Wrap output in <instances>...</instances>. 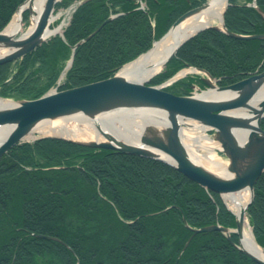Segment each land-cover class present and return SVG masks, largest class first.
I'll return each mask as SVG.
<instances>
[{
	"label": "trees",
	"instance_id": "1",
	"mask_svg": "<svg viewBox=\"0 0 264 264\" xmlns=\"http://www.w3.org/2000/svg\"><path fill=\"white\" fill-rule=\"evenodd\" d=\"M24 1L0 0V31ZM74 1L61 0L56 8ZM206 1L147 0L142 10L129 0H82L63 37L52 36L23 58L0 64V96L40 97L56 85L71 46L118 14L75 49L60 88L109 78L146 52L180 15ZM249 1L229 0L225 26L237 34H264V0H255L256 8ZM23 20L28 22V11ZM187 66L207 71L221 86L237 82L264 69V39L204 30L149 84ZM193 84L205 88L200 77L188 76L166 90L185 95ZM247 218L264 248V172ZM211 224L236 227L219 194L157 159L54 137L16 144L0 159V264H258L233 244L235 233L231 241L219 231L198 233L182 251L191 228Z\"/></svg>",
	"mask_w": 264,
	"mask_h": 264
},
{
	"label": "water",
	"instance_id": "2",
	"mask_svg": "<svg viewBox=\"0 0 264 264\" xmlns=\"http://www.w3.org/2000/svg\"><path fill=\"white\" fill-rule=\"evenodd\" d=\"M33 1L25 0L18 7L17 11H20L21 22L24 11H29L31 20L34 12L31 5ZM57 1L46 0L44 8L38 14L32 30L27 35L6 34L4 32L6 27L0 31V48L8 49V52L0 56V64L24 57L48 38L46 31L50 25V18ZM129 1L140 3L146 0ZM207 6L208 2L180 15L158 41L168 35L186 18L201 12ZM227 6L228 0L225 8ZM257 10L262 14L260 8ZM114 17L116 16H109L91 34L71 46L72 53L65 70L72 65L75 49L93 37ZM207 29L222 31L235 39H264V34L241 35L231 32L226 28L224 18H222L220 26L207 25L197 28L192 34L177 42L164 59L160 70L144 82L128 80L117 72L109 78L81 86L60 91L49 90L38 98L11 100L12 104L0 107V129L9 130L7 136L0 141V159L13 146L24 142L25 137L37 125L46 120L61 119L79 113L94 117L101 113L119 109L159 110L166 115L167 124L160 129L153 124H146L137 144L117 138L112 132L103 129L100 125H97V129L104 137L103 141H79L56 135L41 137H57L90 148L117 150L131 155L161 160L174 167L191 181L219 194L222 200L224 195H231L248 189L250 192L249 200L238 216L227 207L223 200L228 210L235 216L236 227L234 229L219 224L191 228L192 234L182 251L188 246L193 236L198 233L219 231L229 241H231L230 233H235L238 236V244L232 243L236 248L256 263L264 264V260L249 252L241 241L246 212L254 197V186L264 172V128L261 126L264 119V97H257L264 86V70L257 71L229 85L219 86L213 82L208 72L200 69L206 75L201 79L206 84L207 90L216 89L218 92L226 93L216 99L202 98L199 97L200 94L198 96H179L147 84L152 77L167 66L186 41ZM56 33H59L58 30L53 34ZM156 42L153 43L152 47ZM63 74L65 73L63 72ZM237 111H242V113L238 114ZM183 118L195 120L201 125L209 126L214 131V138L219 142L221 152L228 160L227 166L232 176H219L190 158L181 141V123L179 120ZM37 235L43 238H52L49 235Z\"/></svg>",
	"mask_w": 264,
	"mask_h": 264
},
{
	"label": "bare ground",
	"instance_id": "3",
	"mask_svg": "<svg viewBox=\"0 0 264 264\" xmlns=\"http://www.w3.org/2000/svg\"><path fill=\"white\" fill-rule=\"evenodd\" d=\"M45 3L46 0H34L32 2L31 5L34 12L31 17V24L26 31L22 32L21 14L18 10L13 15L4 32L6 34L27 35L32 30L38 14L44 8ZM226 3L227 0H208V6L204 10L186 18L168 35L160 41H157L147 53L140 55L136 60L124 65L120 69L119 74L131 81L144 82L160 70L164 59L177 42L192 34L197 28L207 25L220 26ZM57 17L58 15H53V17H51V22L56 20ZM57 29L58 28H52L50 25L46 31L47 37L52 35ZM6 52H8V49L0 48V56ZM194 71L195 70L191 68L189 70H183L178 73L177 76H183L188 72ZM225 94V92H218L216 89H209L202 92L199 97L216 99ZM257 97H264V86L259 91ZM10 104H12L11 100L0 97V107H5ZM236 113L241 114L242 111H237ZM179 121L182 126L181 141L187 149L190 158L199 165H205L206 169L219 176H232L228 170L227 164L215 153V148L219 146V143L212 141L206 135L205 131L207 127L191 120L180 119ZM146 124H153L160 129L167 124L166 115L159 110L153 109H119L101 113L94 117H88L79 113L57 120L43 121L34 128L38 135L28 134L25 140H31L42 135H56L80 141H103L104 137L97 129V125H100L103 129L112 132L117 138L137 144L139 136ZM8 132V129H0V141L7 136ZM199 139L208 144L206 147L207 152H199L197 148ZM249 197L250 192L248 189H245L231 195H224L223 200L227 207L238 216L248 202ZM241 241L249 252L264 260V249L254 240L246 219L244 220Z\"/></svg>",
	"mask_w": 264,
	"mask_h": 264
},
{
	"label": "rangeland",
	"instance_id": "4",
	"mask_svg": "<svg viewBox=\"0 0 264 264\" xmlns=\"http://www.w3.org/2000/svg\"><path fill=\"white\" fill-rule=\"evenodd\" d=\"M61 10V9H60ZM60 10H58V11H56L54 14L56 15V14H58V13H61V11ZM63 17H65V18H67V15H66V11H64L62 14H60V16H59V18H57L53 23H52V25L51 26H53V27H55V26H57L59 23V20H62V18ZM31 21V20H30ZM30 21H28V22H23L22 23V32H24V31H26L27 30V28L29 27V25H30ZM132 61V60H131ZM186 70H189V69H186ZM195 73H187V74H185L184 76H182L181 78H186V77H188L189 75H194ZM194 76H196V75H194ZM198 76H200V75H198ZM8 99H10V100H13V101H17V99H13V98H8ZM57 120V119H56ZM205 133L209 136V138L212 140V141H216L215 140V138H214V134H213V131L212 130H207V132L205 131ZM31 135H38L37 134V131L36 130H33L31 133H30ZM28 141H33V139H31V140H28ZM84 141H89V140H84ZM208 146V144L206 143V142H203L202 140H198V142H197V148H198V150H199V152H207V149H206V147ZM219 146L218 147H216L215 148V153L217 152V156L225 163V164H228V161H227V159L225 158V156H223L221 153H220V151H219ZM205 166V165H204ZM205 168H206V166H205Z\"/></svg>",
	"mask_w": 264,
	"mask_h": 264
}]
</instances>
